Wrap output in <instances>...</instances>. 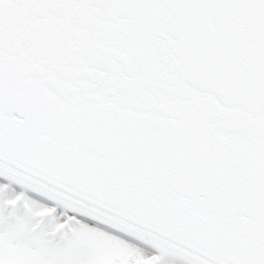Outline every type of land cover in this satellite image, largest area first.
Listing matches in <instances>:
<instances>
[{"label":"snow or ice","instance_id":"snow-or-ice-1","mask_svg":"<svg viewBox=\"0 0 264 264\" xmlns=\"http://www.w3.org/2000/svg\"><path fill=\"white\" fill-rule=\"evenodd\" d=\"M0 264H264V0H0Z\"/></svg>","mask_w":264,"mask_h":264}]
</instances>
